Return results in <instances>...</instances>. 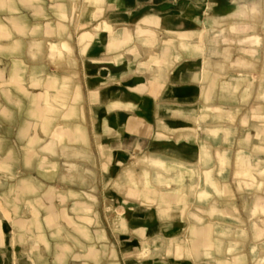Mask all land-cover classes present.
I'll use <instances>...</instances> for the list:
<instances>
[{
  "label": "rangeland",
  "instance_id": "374dc122",
  "mask_svg": "<svg viewBox=\"0 0 264 264\" xmlns=\"http://www.w3.org/2000/svg\"><path fill=\"white\" fill-rule=\"evenodd\" d=\"M119 1L0 0L1 259L264 264L256 234L243 257L211 240L177 145L160 137L152 150L135 149L121 133L114 114L132 108L118 103L142 93L134 85L152 66L167 71L176 49L162 42L175 35L114 18Z\"/></svg>",
  "mask_w": 264,
  "mask_h": 264
},
{
  "label": "crops",
  "instance_id": "0c3cea01",
  "mask_svg": "<svg viewBox=\"0 0 264 264\" xmlns=\"http://www.w3.org/2000/svg\"><path fill=\"white\" fill-rule=\"evenodd\" d=\"M119 7L114 18L175 35L162 34V42L176 49L167 71L152 66L134 85L142 93L118 103L132 108L114 114L121 133L135 149L152 150L160 137L177 145L200 224L224 242L226 257L247 256L252 234L264 240V0H120Z\"/></svg>",
  "mask_w": 264,
  "mask_h": 264
}]
</instances>
